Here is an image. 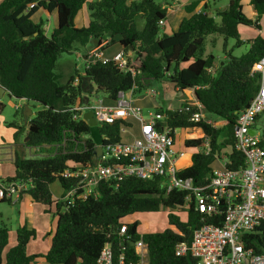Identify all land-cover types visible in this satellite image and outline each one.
Masks as SVG:
<instances>
[{"label": "trees", "instance_id": "16d2710c", "mask_svg": "<svg viewBox=\"0 0 264 264\" xmlns=\"http://www.w3.org/2000/svg\"><path fill=\"white\" fill-rule=\"evenodd\" d=\"M31 4L34 6L30 7ZM197 5L198 2H193L185 7V16L169 33L168 6L158 5L155 0L0 2V86L5 88L9 98L24 101L29 108L30 104L39 107L34 117L27 120L23 106L15 108L14 120L8 124L17 129L15 138L27 128L24 145L40 146L59 143L64 133L69 132L83 137L88 147L83 155L26 158L15 153V176L7 181H31L33 188L24 194L36 204L47 205L49 210L54 204L56 226L48 250L27 255V245L35 231L26 225L19 227L15 231L16 243L8 248L9 229L2 225L0 264H31L37 258H42L46 264H96L106 243L112 244L115 254L119 252L117 233L124 225L121 222L124 217L158 212L160 208L180 210L185 205L186 194H165L159 179L128 178L117 189L101 184L97 198L89 197L70 206L53 197L51 188L55 182L62 190L73 182L61 178L63 171L91 161L96 144L120 139L118 124L90 128L81 120H72L73 113L69 110L83 104L93 90L82 81L83 77H89L96 91L103 92L108 100H115L119 91H128L133 86L134 97L141 94L145 90L141 77L145 82L166 80L177 91L191 90L204 114L222 122L221 127L214 128L204 122H190L189 113L176 109L156 110L164 114L169 127L201 129L210 138L211 152L208 155L194 152L190 165L179 173L180 178L191 179L195 185L206 184L221 153L227 156L226 168L237 170L244 166V155L235 149L232 129L238 113L250 104L260 89V75L251 74V69L264 55V35L249 38L248 51L239 57L232 55L227 43L234 40L235 47L241 46L244 43L240 36L243 27L260 30L264 0H249V6L256 13L254 18L243 12L241 0H229L223 10L204 4L199 12H195ZM84 6L88 24L78 27L74 18ZM40 10L55 16V25L49 35L42 21L32 20ZM140 19L142 26L139 28ZM159 21H163L164 28L159 26ZM219 39L224 56L221 60L206 52L207 43L214 47ZM103 41L107 42L103 51L118 45L125 54L131 53L132 58L127 57L129 66L140 73L132 77L130 73L120 72L113 62H96L84 67L82 75L75 69L66 83H59L55 69L62 54L82 51L85 56L87 50ZM208 68L213 69L211 74L207 72ZM1 108L0 103V111ZM18 116L24 120L23 125L18 124ZM260 143L264 149V128L260 131ZM201 144L202 139L184 141L186 148H198ZM225 149L229 151L224 152ZM167 222L175 230L167 228L162 232L143 234L148 245L149 264H196V259L190 255L176 256L175 247L180 243L188 245L193 231L202 225L222 226L223 216H205L195 211L190 203L185 221L169 212ZM137 229L136 222L127 224L132 241L139 237ZM242 239L247 248L264 254V223L244 234ZM126 246L132 253V247Z\"/></svg>", "mask_w": 264, "mask_h": 264}, {"label": "built area", "instance_id": "2783aa9c", "mask_svg": "<svg viewBox=\"0 0 264 264\" xmlns=\"http://www.w3.org/2000/svg\"><path fill=\"white\" fill-rule=\"evenodd\" d=\"M158 24L161 27L164 25L163 21ZM106 43L103 41L90 49L85 56L80 53H76V56L83 58L85 68L96 62H113L122 73H130L132 77L140 73L129 66L128 55L122 50L107 56L102 49ZM207 72L211 74L213 69L208 68ZM251 74L260 75V89L250 104L238 113L232 129L235 149L244 155L242 168H226V156L224 163L211 170L209 180L204 185H195L191 179L180 178V170L176 165L185 153L173 149L177 129L169 127L164 114L158 111H150L144 116L142 108L135 103L133 86L128 91H119L115 100L99 99L97 96L95 100H90L88 96L83 104L69 110L73 113V121L86 123L83 114L92 111L98 127L118 124L120 139L118 142L96 144L93 150L101 147L99 157L93 154L91 161L63 171L61 178L73 182L58 200L70 206L89 197L97 198L101 184L117 189L128 178L159 179L165 194L183 192L186 194L185 204L192 203L198 213L208 217L223 216L222 226L202 225L195 229L188 245L180 243L175 247L176 256L190 255L196 259V264H264V254L247 248L242 239L244 234L253 232L264 223V149L260 143V132L255 128L256 118L264 112V55L254 63ZM73 84H77V79ZM95 94L92 93L91 98ZM145 94L154 96L156 93L146 90ZM176 110L189 113L190 122H204L219 128L215 122L206 118L201 104L195 99ZM129 119L138 124L140 139L124 143L121 135L127 130L123 125L133 126L128 123ZM252 129L256 130L255 134H251ZM201 132L200 137L195 138L202 139L197 149L208 155L211 152V141ZM26 149L30 158L54 157L59 154L83 155L88 151L83 137H76L69 132L64 133L59 143L26 146ZM31 188V181L0 179V205L4 202L15 203ZM117 236L121 247L119 252L115 254L112 244L106 243L99 252L96 264H149L148 245L143 240V234L132 241L127 224H124ZM126 245L132 247V253H129Z\"/></svg>", "mask_w": 264, "mask_h": 264}, {"label": "rangeland", "instance_id": "374dc122", "mask_svg": "<svg viewBox=\"0 0 264 264\" xmlns=\"http://www.w3.org/2000/svg\"><path fill=\"white\" fill-rule=\"evenodd\" d=\"M2 0H0L1 2ZM137 1V0H133ZM210 3V6L214 9L223 10L227 8L229 4V0H206ZM170 0H155V3L161 6H168L170 4ZM241 4L243 5V12L245 14H248L250 12V6L249 0H241ZM38 17H42V22L44 23V26L48 24L47 29H44L46 34L49 35L55 25V16L54 14L50 15L49 20H46V15L43 13L42 10H40L36 15H34V20L37 21ZM80 17V16H79ZM76 22V23H75ZM74 23L78 26L79 18H74ZM260 30L254 28V27H243L240 30V36L241 40L244 42L241 46L235 47V41L229 40L227 43L228 49H232V55L234 57H239L240 55L246 53L249 49V44L247 43V40L250 38H254L257 36H263L264 34V17L260 20ZM142 26V20L140 19L138 21V27L140 28ZM247 38V39H246ZM84 50V49H82ZM119 51L120 46L114 45L111 46L106 54H111L112 52ZM81 52V53H80ZM79 53L83 55L82 51ZM206 52L213 54L217 60L223 59V52H222V40L219 39L218 42L214 47H211L209 43H207L206 46ZM76 51H73L70 54H62L57 61V66L55 69L56 74L58 75V81L60 84H64L67 82V80L74 74V70L76 69L77 72L82 75L84 70V60L83 58H78L76 55ZM128 55L132 58V54L128 53ZM141 82L145 85L144 91L141 94H137L135 96V99H137L139 102L138 104L141 106L143 110V115L146 116L148 112H154L157 109H163V110H174L179 109L183 107L186 104L192 103L194 100L193 93L191 90H185V91H177L171 83H169L166 80L162 81H151L148 80L145 82V78L141 77ZM146 90H152L156 94L154 96L146 95ZM96 93L92 98L91 94ZM90 95V100H95V96L99 97V99H107L105 94L101 91H96V87L93 85V90ZM146 95V96H145ZM145 96V97H144ZM0 102L2 104V111L0 114V129L5 128V123H9L10 121L14 120L15 117V108L16 106H21L24 103H21L20 101H16L14 98H8L6 95L0 99ZM31 106V112L32 115L30 118H33L36 112L39 110V107L34 104H30ZM208 120H211L215 122V125L217 127L222 126V122L220 120H215L211 117H207ZM17 122L20 124H24V120L18 116ZM128 123H132V127H128L123 125V127H126V133H123L121 135V141L124 143H130L133 142L134 139H140V133H139V127L138 124L133 120L129 119ZM98 127V125H97ZM257 131H261L262 128H264V112L261 114L258 124L255 127ZM5 130L3 129L2 135H4ZM195 134V135H194ZM202 134L200 129H177L176 135H175V142L173 145L174 151H182L185 153V158H183L181 161L177 163L178 170L183 171L185 168H187L190 165L191 157L194 154V152H198L197 148H186L184 146V141L188 139H195L199 138ZM23 141V138H22ZM229 151V149H225L224 152ZM25 155L29 158L30 153L25 148ZM226 155L221 153L219 156V163L216 162L214 167L220 166L222 162L224 163ZM33 158H39L38 156H35ZM52 194L55 199H60L63 194L64 190L60 187L58 182H55L52 185ZM36 211L33 214L34 219H36V224L38 228V232H35V236L29 241L26 249L27 255H35V254H42L48 250L50 246L51 238L54 234L55 226H56V218H55V206L52 205L51 209L49 210V207L47 205L43 204H35ZM187 211H188V205L185 204L184 207L180 210H168L166 208H160L158 212H142V213H135L132 215H128L124 217L121 222L123 224H131V223H137L138 229L137 232L139 235L146 234V233H152V232H162L166 230L167 228L171 230H175L173 227L168 225L167 222V215L169 212L173 213L174 215L178 216L182 221L186 220L187 217ZM19 212H20V206L19 205H10L6 203H2L0 205V214L4 217V222L6 223V226L8 229L13 231V234L11 237H9V244L8 248H11L16 243L15 239V233L14 231L20 226V220H19ZM47 220V221H44ZM49 220L51 221V229L49 227ZM5 249L6 250H8ZM39 262H32L31 264H41L40 260Z\"/></svg>", "mask_w": 264, "mask_h": 264}, {"label": "crops", "instance_id": "0c3cea01", "mask_svg": "<svg viewBox=\"0 0 264 264\" xmlns=\"http://www.w3.org/2000/svg\"><path fill=\"white\" fill-rule=\"evenodd\" d=\"M193 2H198L197 7L195 8V12H199L202 9V6L204 4L210 5V3L206 0H175V1L170 2L169 7H168V14H169V30L168 31H169V33L172 29H176V27L179 23V20L183 16H185V7H187L189 4H191ZM248 6H249V4H248ZM242 8H243V5H242ZM249 10H250V12L246 15L249 18H254L256 16L255 11L252 10L251 7ZM43 13L46 15V17H47L46 20L48 21L50 15H52V14H46L44 11H43ZM76 17L79 18L80 24L78 25V27L87 26L89 17H88V12H87L86 6L83 7L82 11ZM32 20L34 22L42 21V17H38L37 21H35L34 17H33ZM47 26H48V24H46V26H44V29H47ZM161 28H164V27H161ZM247 38H250V37L247 36ZM89 50H87V51H89ZM107 51H105V54ZM117 51L112 52L111 54H106V55L111 56L114 53H116ZM5 95L7 96V92H5L2 97H4ZM20 102L25 103L24 101H20ZM138 102L139 101L137 99H135V103L138 106H140L138 104ZM21 106H23V105H21ZM2 109H3V107L1 108V111H2ZM1 111H0V114H1ZM31 115H32V112H31ZM258 122H259V119L256 121L255 127L258 124ZM9 123H5L6 127L3 128L5 130V133H4L5 137L2 135L3 129H0V179L5 180V181H7V179H12L15 176V167L13 165L15 153L16 152L21 153L26 158H28L24 152L25 148H26V145H24V142H25V135H26L27 128L24 129V131L22 132L21 135H19L17 138H15V134L17 132V129L15 127L8 126ZM18 124L22 125L20 123H18ZM22 138H23V141H22ZM4 203L10 204V205L15 204V205L20 206L19 220H20L21 224L19 227L26 225L28 228L33 229L35 232L36 231L38 232V230L40 228H38L36 221H35L36 219H34V217H33V214L36 211V208H35L36 203H34L29 196H27L26 194H23L19 197V199L15 203H9V202H4ZM44 221H47V220H44ZM2 225H6V223L4 222V217L2 216V214H0V227ZM49 227L51 229V221L50 220H49ZM15 231H14V233H15ZM12 234H13V231L9 229V237H11ZM38 260H40L41 264H46L42 258H37L34 260V262H39Z\"/></svg>", "mask_w": 264, "mask_h": 264}, {"label": "water", "instance_id": "95a60500", "mask_svg": "<svg viewBox=\"0 0 264 264\" xmlns=\"http://www.w3.org/2000/svg\"><path fill=\"white\" fill-rule=\"evenodd\" d=\"M82 81L88 85V88H93V85L91 84L89 77H83ZM262 86H264V84H262ZM5 92H6L5 88L0 86V99L2 98V96ZM23 110H24V112H23L24 118H25V120H27V118L31 116V109L28 107L27 103L23 104ZM83 119L90 128H96L97 127V121L93 117L92 111H88V112L84 113ZM255 132H256L255 129L251 130V134H255ZM94 154L96 157L100 156V154H101V147L100 146L96 147Z\"/></svg>", "mask_w": 264, "mask_h": 264}, {"label": "bare ground", "instance_id": "6f19581e", "mask_svg": "<svg viewBox=\"0 0 264 264\" xmlns=\"http://www.w3.org/2000/svg\"><path fill=\"white\" fill-rule=\"evenodd\" d=\"M194 135H195V134H194ZM185 156H186V155H184V156L180 159V161H181L183 158H185Z\"/></svg>", "mask_w": 264, "mask_h": 264}]
</instances>
